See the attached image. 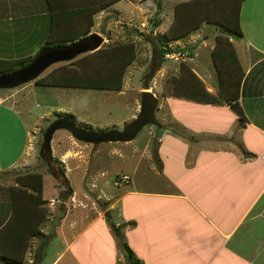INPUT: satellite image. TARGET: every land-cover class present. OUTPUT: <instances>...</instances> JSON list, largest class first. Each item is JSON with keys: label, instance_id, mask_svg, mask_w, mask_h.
I'll return each instance as SVG.
<instances>
[{"label": "crops", "instance_id": "obj_1", "mask_svg": "<svg viewBox=\"0 0 264 264\" xmlns=\"http://www.w3.org/2000/svg\"><path fill=\"white\" fill-rule=\"evenodd\" d=\"M52 1L67 2L66 16L60 15L59 6L52 9L48 0H0V59L33 61L43 49L58 46L55 40L76 32L72 31L77 22V5L73 2L81 0ZM215 2L209 8L212 14L218 10ZM252 2L258 4V9L254 5L249 8ZM197 5L196 15L200 16L204 10L206 17L209 10L205 2L197 0ZM160 15L163 18H159L160 24L155 29L166 21L164 14ZM196 18L194 27H183L184 37L172 39L179 36L177 33L171 37L175 43L186 38L187 43L182 46L187 47L184 52L189 62L182 59L169 64L167 68H173L170 73L162 67L156 71V79L165 76L166 89L157 92L158 106L162 108L157 147L149 150L146 146L133 170L118 175L120 178L127 175L128 180L116 182L117 176L113 186L105 180L108 191H101V196L94 199L98 204L96 214H91L96 206L90 204L89 195L90 199L83 204L74 197L63 217L59 213L54 217L48 215L46 223L55 230L46 239L23 231V225L30 221L35 232L37 219L30 216L20 221L19 214L23 212L18 202L12 199L8 205L1 201L0 256L23 257L19 264H27L31 255V263L42 264L50 251V264H57L89 232L88 254L99 264H128L115 234H122L126 249L133 253L128 258L138 259L137 264H264V0L242 1L239 11L242 34L229 36L232 47L227 42L217 45L220 28L216 27L212 37L207 36L206 28ZM106 26L103 22L100 28L107 29ZM93 30L88 35L98 33ZM201 47H210V57L201 59L207 62L208 70L200 64ZM235 51L241 69L238 76L230 74V77L225 74L233 69L227 63ZM222 75L226 80L221 84ZM43 85L28 84L33 91ZM170 86L173 88L169 89ZM2 89L12 88H0V137L11 133L5 149L0 151V187L8 186L11 192L17 186L20 191L32 194L33 188L28 186L29 191L27 185L13 181L12 175H18L17 168L24 165L22 159L25 160L31 144L29 134L36 127L28 128L13 114L18 105L15 98L18 90L2 96ZM5 113L14 116L25 133L20 152L12 143L14 129L9 118L3 116ZM79 157L74 160L80 161ZM45 191L44 187V198L49 200ZM57 198L51 205L58 203ZM43 202L39 204L45 205ZM5 208L9 211L5 212ZM70 209L75 211L72 213ZM84 209L88 212H83ZM66 221L70 230L67 240ZM80 223L85 225L80 227ZM57 235L63 245L52 253L50 242ZM72 255H78L77 249ZM0 264H6L5 259L1 258Z\"/></svg>", "mask_w": 264, "mask_h": 264}, {"label": "rangeland", "instance_id": "obj_2", "mask_svg": "<svg viewBox=\"0 0 264 264\" xmlns=\"http://www.w3.org/2000/svg\"><path fill=\"white\" fill-rule=\"evenodd\" d=\"M103 1L104 0H84L83 2L88 3L92 7L96 6L97 8L99 3ZM159 1H161V8L158 5ZM242 1L243 0H220V4H217L216 0L215 7L218 9L216 10L217 12L213 10L215 14H212V10L210 9L209 14L205 17L207 12L204 10L200 13V16L196 15V11L199 8L197 0H117L106 8L96 11L93 15V18H96L95 20L97 21L96 24L94 23L91 26V30L94 28L93 32L102 34L106 39L100 48L82 53L69 61H59L45 70L51 71L52 68L58 67L56 68L58 70L55 69V77L58 83L55 85H43L45 87L42 86V89H35L33 91L31 90L33 89L32 86H28L30 82L37 83L33 80L23 83V85L20 84L16 88L2 89V96L18 90L15 97L18 100V105L16 106L18 113L16 112L17 109H15L13 114L17 117V120L19 119L23 123H26L28 128L33 126L36 127L35 132L29 134L31 137L30 149L25 156V160L24 158L22 159L25 161L24 165H20L17 168L19 172L18 175L28 174L27 172H40L43 174L44 180L42 185L46 190L45 196L49 200L44 198L42 192V197L40 196V199L41 201L44 200L43 203H45V205L36 204L35 202H39L40 200L36 201L31 193L20 191L17 189V186L10 192L7 186V189H1L2 187H0V202H7L8 205H10L13 200L18 202L20 209H22L24 213L19 214L20 221L23 222L24 219L30 218V216L31 218L35 217V219H37V225L34 228L35 234L42 235V239L52 236L55 230V228L49 227L48 223H46L49 220L48 215L54 217V215L59 213L62 215L61 217H63L68 212L72 202H74V197L77 200L79 199L78 202L83 204V202L91 196L90 198L92 200L90 204L94 203L96 206L92 209L91 214H96L98 211L96 198L101 196V191H108L106 187L108 186L107 184L113 186L114 179L120 175V173L123 171L131 172L141 155L140 153H142V150L146 146L149 150L155 149L154 146L157 147V142L155 140L157 138L158 127L156 125L145 126L132 142L128 141L129 143L110 141L95 145L76 139L66 128L56 130L50 140V136H46L50 125L60 118L67 117L72 119L78 126L93 131H106L113 128L123 129L125 124L137 116L140 110L143 91H154L153 93L156 94L157 97L158 91L161 93L164 92L165 76L163 79H156V71L162 67L163 70H165V68L166 70L168 69L170 73L173 71V68H167V66H171L169 64L179 62L182 59L189 62V58L186 56L188 54L184 52V49L187 47L182 46L186 45V38L180 39V43H175L174 40L169 39V35L173 33L179 34L182 32V29H185L183 27L187 24L194 27L195 25L193 22H195L197 20L196 17H198L201 22L200 26L206 28V31H204L206 33L204 34L212 37L211 33L216 31V27H219L221 30L224 24L233 23L235 21L236 11L240 7ZM51 2L48 0V5ZM94 3L95 5H93ZM211 3H213V1ZM211 5L213 6L214 3ZM251 5H254L258 9V4L252 2L249 8H251ZM90 6L88 7L89 9ZM89 9H87L85 13L75 15L77 19L75 24L76 31L82 30L89 24ZM106 9H108V13L105 12ZM191 11L193 12L192 14ZM162 13L164 14L163 16L166 17L165 20L167 22L165 21L161 24L159 29H153V20L162 19L163 17L160 15ZM175 14L176 16H174ZM205 18H208V20H205ZM103 22L107 23V29L100 28ZM95 25L96 27H94ZM165 25L167 27L164 28ZM176 26L178 27L173 30V27ZM204 34L200 36V40ZM159 39L163 44V49L161 48L162 44L158 41ZM55 41V43L59 44V42L63 40L60 38ZM110 42L132 45L135 48V55L133 57L126 56L125 59H121L119 62L116 60H109L110 55H108V52L111 49V45H109ZM233 44L236 45V42ZM102 49H109L106 55L98 54ZM162 50H164V52H162ZM219 51L218 49L216 52L217 59L221 57V52ZM177 53H181L182 55H177ZM168 54H173L174 56L168 57ZM200 54V64L202 63V67L208 70L207 62L201 61V59H208V57H210V47H201ZM235 54H237L236 51ZM130 58L133 61L126 66ZM77 61H81L82 68L84 67V70L88 74L92 72L99 73L100 76H103L109 68L110 72L112 70L116 72V76L121 75V89L107 90L104 88L71 87L65 85V83H61L60 80L62 76L65 75V72H63L64 69L60 68L61 66H70V68L66 69L68 72L67 75L75 70L85 72L76 67L75 64ZM101 61H105V65H102ZM31 62V60H27L22 66ZM22 66H16V70L20 69ZM210 66L212 67V64ZM11 67L13 66L10 65L6 67L5 69H8L6 71H12L13 69H11ZM177 79L179 81V78ZM146 86L149 88H144ZM171 88H173V86L169 87V89ZM11 104L12 102L10 100V105ZM161 110L162 108L158 106L156 117L159 121L161 120ZM1 111L0 109V112ZM4 112L5 111H3V113ZM3 116L9 118L8 120L12 124L11 129H14L12 131V143L15 150L20 152L25 143V133L19 128L18 121L13 119L14 116L11 118L7 113ZM150 128L152 129L151 133H149ZM5 135L6 137H4V135L2 138L0 137V151L5 149V143L9 141L11 133L7 132ZM48 142H50L52 150V160L56 161V163H53V161L49 159ZM78 156H80L79 158H81V160L75 161L74 158H78ZM12 176L14 177L13 181H16L17 175ZM29 176L32 175L29 174ZM105 180H108L107 184ZM120 181H123V179L118 176L116 182ZM28 188L30 187L27 186L26 189ZM55 196L58 197V203L54 206L51 205V203ZM80 208L76 209V211ZM70 210L72 213L75 211L74 209ZM6 211H9V209L7 210L5 208V212ZM83 212L88 211L84 209ZM79 215L80 213H78V216ZM84 225L85 224L80 223V227ZM23 226L26 228V224ZM64 226L66 230L64 239L67 240L68 236H70L69 222L66 221ZM78 226L77 229H79ZM24 227L23 229H25ZM101 235L103 236V232ZM84 236L85 237L80 239L72 249L66 251L62 255L57 264H76V262L79 264H99V260L88 254L86 240H88L90 233L88 232ZM115 236L118 239L128 264H136L135 260L138 259L132 261L128 258L130 249L129 251L126 249L127 243L124 242L125 239L122 234H115ZM62 245L63 240L62 238L59 239L58 235L52 238L50 242V249L53 250H51L52 253H55L56 249H60ZM75 249H77L78 252L77 256L72 255ZM49 259L50 251L44 261H42V264H50ZM32 260L33 256L30 255V257L26 259V263L36 264L31 263Z\"/></svg>", "mask_w": 264, "mask_h": 264}, {"label": "trees", "instance_id": "obj_3", "mask_svg": "<svg viewBox=\"0 0 264 264\" xmlns=\"http://www.w3.org/2000/svg\"><path fill=\"white\" fill-rule=\"evenodd\" d=\"M52 0H50L51 2ZM84 0L78 2V1H75L73 2L74 4L77 5V10H76V14H82V13H85L87 11V9H89L88 7L90 6L88 3H85L83 2ZM117 0H108V1H103L101 3H99V6L96 8V6H90V13L88 16V19L90 20L89 21V24L87 25V27L83 28L82 30L80 31H76V29H72V31H76V32H73V33H69V35L67 36H62L61 37V40L63 41H60L59 44L56 43V45H65L66 43H74L78 40H80L81 38L85 37L88 35V33L90 32L91 30V26L94 24V18H93V15L96 11L98 10H102L104 8H106L107 6L111 5L113 2H115ZM205 2V4L207 5L206 7H208L207 9L209 10V8L211 7V2L213 0H203ZM72 3V2H71ZM79 5V6H78ZM95 5V3L93 4ZM158 5L160 6L161 8V1L158 2ZM50 6L52 9H57L58 6L60 8V15L61 16H66V8H67V2H63V1H52L50 3ZM241 6V4H240ZM79 8V9H78ZM239 11H240V7L237 9L236 11V17H235V21L233 23H227V24H224V27L221 29V34H218L217 35V39H216V44L217 45H223L222 43L224 42H227L231 47H232V42L229 41V36L231 34H233V36L235 37H240L241 34H242V31H241V26H240V21H239ZM88 14V13H87ZM65 17H62V20L64 19ZM206 20H208V18H205ZM160 24V20L158 19H155L153 20V29L157 28ZM190 27L191 25L187 24L186 27ZM178 26L176 27H173V30L176 29ZM190 29L187 30V32L189 31ZM172 31V29H171ZM186 32V33H187ZM228 33V34H226ZM181 32L179 33V36H172V35H169V39H171V37H176V38H172V39H179L181 37H184V35L186 34H181ZM168 35V34H167ZM228 36V37H227ZM161 44V40L159 39L158 40ZM56 42V41H55ZM63 43V44H62ZM53 44V42H52ZM109 45H111V49L110 51L108 52V55H110V59L111 61H120L121 59H125L126 56H129V57H133L135 55V48L130 45V44H120L119 42H110ZM47 47V46H45ZM161 48L163 49V44L161 45ZM109 49H106V50H100V52L98 54H104L106 55L107 51ZM162 52H164V50H162ZM114 60H113V59ZM23 60H20V59H17V60H6V59H0V72L1 74H8V73H12L16 70V66H22L24 65L25 63L22 62ZM133 60H131L130 58V61L126 64V66H128ZM101 64L102 65H105V61H101ZM229 66L231 67V69H233L232 73H228L225 74V75H229L231 77L232 76H238L239 74V70L241 69L240 68V64L238 63V57L235 53H232V57L231 59L228 61ZM13 66L11 67V69H13L12 71L10 72H7L6 70L8 69H5L6 67L8 66ZM76 67L78 69H81L83 71L84 70V67L82 68V64H81V61H77L76 62ZM24 67V66H22ZM21 67V68H22ZM74 67V66H73ZM60 68L64 69L63 72H65V75L62 76V79L60 80L61 83H65V85L67 86H71V87H84V88H104V89H107V90H120L121 89V85H122V82H121V75H117L116 76V72H114L113 70L110 72V69L108 68L107 69V72L103 75V76H100L99 73H92L90 72V74H88L86 71L85 72H80L79 70H75V71H71L69 75H67V68H70V66H67V65H64V66H61ZM72 69V67H71ZM58 70V69H56ZM54 70L51 74H48V75H45V76H42V77H39L36 79V82L37 83H42L44 85H55L57 82V79L55 77V71ZM222 70L223 71H227V67L226 66H222ZM7 72V73H6ZM92 73V74H91ZM103 73V72H102ZM115 73V74H114ZM123 74V73H122ZM231 74V75H230ZM241 75V74H240ZM228 78V77H227ZM221 80V84L224 80H226L225 76L222 75V77H220ZM59 83V84H61ZM240 85L238 84L237 87H239ZM144 88H149L148 86L144 87ZM65 118V117H64ZM67 118V117H66ZM71 121H73L72 119L70 118H67ZM48 144V143H47ZM49 145V144H48ZM63 172V170H62ZM28 174H19L17 175V178L16 180L19 181L22 186L23 185H27V186H30L31 188H33V192L32 193V196L33 198L36 200V201H39V202H35L36 204H39V203H42L43 201H41L40 199V196L42 197V192H43V180H44V177H43V174H41L40 172H27ZM32 175V176H29ZM39 206V205H38ZM15 220V219H14ZM28 226H30V228H28ZM24 227V226H23ZM25 228V227H24ZM23 231H26L27 234L29 236H32L34 235V230L32 229V224L31 222L29 221V224H26V228L23 229ZM128 249V248H127ZM129 251V249H128ZM133 257V253L132 251L130 250L129 254H128V257ZM3 258L5 259L6 261V264H12V263H16L18 262V264L22 261V259H24L23 257H15V256H10L9 258L7 257H3V256H0V259ZM139 262V260H135V263L137 264Z\"/></svg>", "mask_w": 264, "mask_h": 264}, {"label": "water", "instance_id": "obj_4", "mask_svg": "<svg viewBox=\"0 0 264 264\" xmlns=\"http://www.w3.org/2000/svg\"><path fill=\"white\" fill-rule=\"evenodd\" d=\"M104 37L98 33H92L80 40L65 45H58L43 49L36 58L27 66L12 73L0 75V88H13L20 84L37 79L48 67L59 61H69L76 56L94 51L101 47ZM159 100L152 91H143L140 110L136 117L125 124L123 129H110L106 131H93L78 126L74 121L67 118H60L50 125L46 136H53L60 128L68 129L71 134L80 141L98 145L102 142H127L131 141L147 125L159 126L160 122L156 117ZM49 140V141H50ZM48 156L52 160V150L48 142Z\"/></svg>", "mask_w": 264, "mask_h": 264}, {"label": "built area", "instance_id": "obj_5", "mask_svg": "<svg viewBox=\"0 0 264 264\" xmlns=\"http://www.w3.org/2000/svg\"><path fill=\"white\" fill-rule=\"evenodd\" d=\"M183 53V52H182ZM176 55V54H175ZM177 55H182L181 53H177ZM168 57H171V56H174L173 54H168L167 55ZM122 179L123 180H128L129 179V177L127 176V175H124L123 177H122Z\"/></svg>", "mask_w": 264, "mask_h": 264}]
</instances>
